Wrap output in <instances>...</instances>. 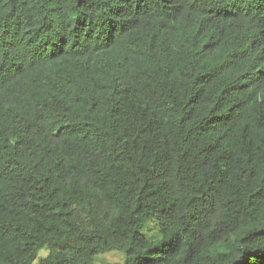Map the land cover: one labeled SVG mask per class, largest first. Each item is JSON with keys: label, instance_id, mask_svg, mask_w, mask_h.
Wrapping results in <instances>:
<instances>
[{"label": "trees", "instance_id": "trees-1", "mask_svg": "<svg viewBox=\"0 0 264 264\" xmlns=\"http://www.w3.org/2000/svg\"><path fill=\"white\" fill-rule=\"evenodd\" d=\"M44 247L264 264V0H0V264Z\"/></svg>", "mask_w": 264, "mask_h": 264}, {"label": "rangeland", "instance_id": "rangeland-1", "mask_svg": "<svg viewBox=\"0 0 264 264\" xmlns=\"http://www.w3.org/2000/svg\"><path fill=\"white\" fill-rule=\"evenodd\" d=\"M155 221L152 219L147 220L143 233L151 239L157 238V230L154 228ZM48 254L47 247L41 249L38 253V256L33 260L31 264H39V260L42 257H45ZM126 252L119 249H111L99 252L95 257V263L97 264H115L120 263L125 260Z\"/></svg>", "mask_w": 264, "mask_h": 264}]
</instances>
